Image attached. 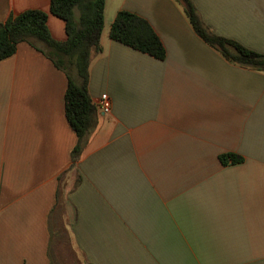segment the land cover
I'll return each instance as SVG.
<instances>
[{"label":"crops","instance_id":"1","mask_svg":"<svg viewBox=\"0 0 264 264\" xmlns=\"http://www.w3.org/2000/svg\"><path fill=\"white\" fill-rule=\"evenodd\" d=\"M191 1L211 32L264 57V0ZM49 2L0 0V21L42 9L63 41ZM121 9L148 20L163 59L109 37ZM99 43L74 162L65 71L25 41L0 59V264H56L61 222L80 264H264V70L227 60L177 0H104Z\"/></svg>","mask_w":264,"mask_h":264},{"label":"trees","instance_id":"2","mask_svg":"<svg viewBox=\"0 0 264 264\" xmlns=\"http://www.w3.org/2000/svg\"><path fill=\"white\" fill-rule=\"evenodd\" d=\"M195 32L209 45L215 47L229 61L243 66L264 70V57L235 40L214 34L201 20L191 0H177ZM104 0H50L49 12L64 21L66 39L57 41L51 37L48 13L30 8L0 21V59L12 55L19 42L25 41L45 52L54 64L65 71L67 85L64 93V112L68 124L77 136L71 151L72 162L82 148V139L96 112L88 89V66L92 56L101 50L99 38L103 27ZM78 10L75 16L74 9ZM109 37L135 50L163 59L165 48L147 19L121 9L116 12L108 31ZM41 43L46 51L38 48ZM68 58L78 80L69 73ZM242 159L233 153H220L219 160L237 162Z\"/></svg>","mask_w":264,"mask_h":264},{"label":"rangeland","instance_id":"3","mask_svg":"<svg viewBox=\"0 0 264 264\" xmlns=\"http://www.w3.org/2000/svg\"><path fill=\"white\" fill-rule=\"evenodd\" d=\"M74 11L78 12L76 8L74 9ZM61 223V230L63 232L59 234V237L56 240L57 247L53 250V261L56 264H80L72 247L71 240L69 237H67L66 233L64 232L63 222Z\"/></svg>","mask_w":264,"mask_h":264},{"label":"built area","instance_id":"4","mask_svg":"<svg viewBox=\"0 0 264 264\" xmlns=\"http://www.w3.org/2000/svg\"><path fill=\"white\" fill-rule=\"evenodd\" d=\"M99 107L103 112H108L111 107V101L106 93H102L99 98Z\"/></svg>","mask_w":264,"mask_h":264}]
</instances>
